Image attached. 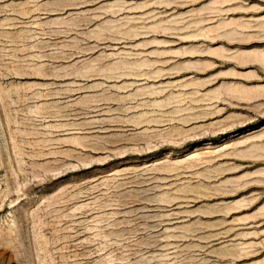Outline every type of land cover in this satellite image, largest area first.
<instances>
[{
    "label": "rangeland",
    "instance_id": "obj_1",
    "mask_svg": "<svg viewBox=\"0 0 264 264\" xmlns=\"http://www.w3.org/2000/svg\"><path fill=\"white\" fill-rule=\"evenodd\" d=\"M0 264H264V0H0Z\"/></svg>",
    "mask_w": 264,
    "mask_h": 264
},
{
    "label": "bare ground",
    "instance_id": "obj_2",
    "mask_svg": "<svg viewBox=\"0 0 264 264\" xmlns=\"http://www.w3.org/2000/svg\"><path fill=\"white\" fill-rule=\"evenodd\" d=\"M120 65H121V64H120ZM109 66H110V65H109ZM122 66H123V63H122ZM127 66H128V65H127ZM87 67H88V66H87ZM105 67H106V66H105ZM105 67H104V68H105ZM118 67H119V66H118ZM104 68H103V69H104ZM116 68H117V67H116ZM136 68H137V67H136ZM110 69H111V68H110ZM99 70H101V68H100ZM114 70H117V69H113V71H114ZM127 70H128V69H127ZM104 71H105V70H104ZM107 71H108V70H107ZM110 71H112V70H110ZM125 71H126V70H125ZM102 72H103V71H102ZM155 72H156V71H155ZM127 73H129V71H128ZM157 73H158V72H157ZM80 74H81V73H80ZM116 74H117V73H116ZM129 74H130V73H129ZM120 75H121V74H120ZM152 75H153V72H152ZM154 75H155V74H154ZM115 76H116V75H115ZM157 76H158V75H157ZM118 77H119V76H118ZM140 93H141V92H140ZM143 116H144V115H143ZM140 117H141V116H140ZM133 118H134V117H133ZM134 119H135V118H134ZM140 119H142V118H140ZM149 120H150V119H149ZM133 121H134V120H133ZM165 168H166V166H165ZM165 170H166V169H165ZM205 190H206V189H205Z\"/></svg>",
    "mask_w": 264,
    "mask_h": 264
}]
</instances>
